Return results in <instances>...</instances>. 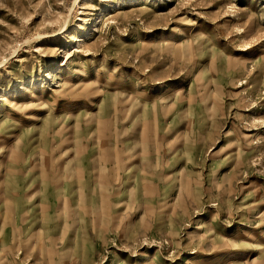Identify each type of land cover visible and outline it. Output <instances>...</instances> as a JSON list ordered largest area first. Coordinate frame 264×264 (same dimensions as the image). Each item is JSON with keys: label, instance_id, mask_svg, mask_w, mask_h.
<instances>
[{"label": "rangeland", "instance_id": "rangeland-1", "mask_svg": "<svg viewBox=\"0 0 264 264\" xmlns=\"http://www.w3.org/2000/svg\"><path fill=\"white\" fill-rule=\"evenodd\" d=\"M0 264H264V0H0Z\"/></svg>", "mask_w": 264, "mask_h": 264}, {"label": "bare ground", "instance_id": "bare-ground-1", "mask_svg": "<svg viewBox=\"0 0 264 264\" xmlns=\"http://www.w3.org/2000/svg\"><path fill=\"white\" fill-rule=\"evenodd\" d=\"M50 132V131H49Z\"/></svg>", "mask_w": 264, "mask_h": 264}]
</instances>
